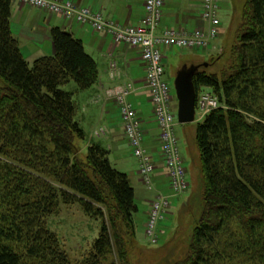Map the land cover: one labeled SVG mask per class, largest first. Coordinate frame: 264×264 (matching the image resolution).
<instances>
[{
    "label": "trees",
    "instance_id": "1",
    "mask_svg": "<svg viewBox=\"0 0 264 264\" xmlns=\"http://www.w3.org/2000/svg\"><path fill=\"white\" fill-rule=\"evenodd\" d=\"M12 5L0 0V264H131L136 191L109 151L80 148L75 93L64 89L93 88L98 65L60 28L55 54L29 64ZM235 35L222 71L194 78L222 107L197 124L202 212L174 264H264V0H245ZM77 204L101 229L73 261L49 218Z\"/></svg>",
    "mask_w": 264,
    "mask_h": 264
},
{
    "label": "crops",
    "instance_id": "2",
    "mask_svg": "<svg viewBox=\"0 0 264 264\" xmlns=\"http://www.w3.org/2000/svg\"><path fill=\"white\" fill-rule=\"evenodd\" d=\"M62 1H72L81 7H89L94 11L102 13L107 20L116 21L123 26H138L145 15V0ZM231 2L234 5L243 6L245 0H231ZM223 4L230 5L229 0L221 1L218 12V18L221 21L219 35L211 41L208 48L197 50L165 47L162 49L165 66L166 62L172 60H177L179 63L175 80L177 73L184 66L202 65L199 72L206 71L202 69L208 68L211 65L208 61L212 57L220 55L223 50L232 45L234 40L228 47H224L219 42L223 36L231 32L232 28V25L225 22L227 17L230 18L231 11L229 10V13H227L226 7ZM203 11L202 0H165L163 18L158 33H162L166 29H174L187 34H192L197 31L207 32L211 25L203 17ZM11 27L24 57L31 65L38 59L55 54V46L52 39V30L55 28L67 31L76 39L82 41L86 52L98 65L99 82L93 88L86 91H78L76 86L70 89L67 87L64 88L66 91L75 93V99L79 108L77 120L85 133V140L81 142V145L85 149L92 145H98L109 151V159L114 168L129 176L136 191L139 212L141 210V205L138 203L140 198V201L143 203V212L146 218L147 216L149 217L152 203L158 196H165L171 200L169 212L170 225L166 227L162 223L159 227L161 231L160 241L166 245L173 239L177 233L176 231L180 228L181 223L179 222V218L182 212H185L189 208L190 198L184 197V193L183 195H175L170 188L166 166L160 148V130L154 117L150 90L146 82V64L142 59L141 51L126 44L117 43L111 35L97 32L89 25L80 24L58 15L49 14L43 10L25 5L18 0H13ZM235 36L233 37L234 39ZM112 61L117 63L116 74H113L110 69ZM218 63L219 60L216 61V65ZM204 64H207V66L205 67ZM180 66L182 67L181 69H179ZM221 71L222 68L214 73H220ZM127 84H133L134 86V91L128 97V102L137 111L142 123L144 146L152 154L156 164V170L151 176L153 189H150L140 176L139 162L134 155L133 157L137 163L133 164L130 161L129 157H132L130 154L131 147L125 136L118 102L115 97L109 94V92H116ZM204 92L213 94L210 89L202 88L200 91H197V98ZM172 109L177 115L178 100L176 93L174 95ZM102 131L103 133H101ZM178 138L190 184V188L186 192L188 193L192 190L200 189V168L198 167L199 164H197V161L200 162V154L197 148L196 134L193 144L195 146L188 147L189 156L187 157L183 155L181 139L180 137ZM146 226L147 223H144L143 227H145V230L142 231L139 230L137 225L139 243L148 241L146 238ZM167 229L170 231L168 232Z\"/></svg>",
    "mask_w": 264,
    "mask_h": 264
},
{
    "label": "built area",
    "instance_id": "3",
    "mask_svg": "<svg viewBox=\"0 0 264 264\" xmlns=\"http://www.w3.org/2000/svg\"><path fill=\"white\" fill-rule=\"evenodd\" d=\"M19 2L43 10L52 15L61 16L70 21L89 25L97 32L111 35L115 42L126 44L141 51L146 64V82L150 90L154 117L160 130L159 142L165 162L169 185L175 195L185 193L189 188L187 170L176 133L177 115L172 109L174 88L166 80V66L162 49H206L219 35L221 21L218 18L222 0H202L203 17L210 22L207 32L197 31L192 34L166 29L158 33L165 0H145V15L138 26H123L116 21L107 20L102 13L89 7H81L72 1L62 0H18ZM110 69L116 74L117 63L111 62ZM134 91L133 84H127L119 90L109 92L118 102L125 136L139 162V174L145 184L153 189L151 176L156 170L152 154L144 146L142 123L136 109L128 102ZM219 98L207 92L201 93L197 100V116L204 119L212 111L221 108ZM103 133V131L101 132ZM171 208V200L158 196L152 203L146 226L147 237L152 243L159 241V224L166 219Z\"/></svg>",
    "mask_w": 264,
    "mask_h": 264
},
{
    "label": "rangeland",
    "instance_id": "4",
    "mask_svg": "<svg viewBox=\"0 0 264 264\" xmlns=\"http://www.w3.org/2000/svg\"><path fill=\"white\" fill-rule=\"evenodd\" d=\"M229 3L230 5L223 4V6L226 7L227 13H229V10L231 11L230 18L227 17L225 22L232 25L231 32L223 36L219 41L222 45H224V47L230 46L232 41L234 40L233 37L235 35V30L240 22L243 8V6L241 5H234L231 0H229ZM223 52L224 50L221 54H223ZM220 55L212 57L208 61V63L212 66L210 65L208 68H203L202 70L214 73L220 68H223V66L225 65L224 61H219V63L216 65V61L218 60V57ZM178 64L179 63L177 60L166 62L165 77L173 87ZM181 68L182 67L180 66L179 69ZM75 86L76 85L74 83H70L66 87L70 89L71 87L74 88ZM198 121H200V117L196 119V122L191 124L182 125L180 123H177V134L181 139L183 155L186 157L189 156L188 147L195 146L193 144ZM80 148L82 150H85L82 145ZM130 154L132 155V157H129L131 163H137L136 159L133 157L132 149ZM197 164H199L198 167L200 168L199 161H197ZM185 193L184 195H182L184 197L190 198V205L189 208L185 210V212H182V215L179 218L181 226L176 231L177 233L174 235L173 239L166 245H164L160 240L158 241V243H152L147 237L146 230V238L148 239V241L146 240V242H141L130 247L131 264H174L175 261L180 260L181 257L185 254V252L187 251V246L190 242L189 237L193 230L192 224L195 223V220L200 216V213L202 212V187H200V189L192 190L186 194ZM138 203L139 205H141V210L136 216V223L139 230L143 231L145 230L143 224L148 222V216L146 218V215L143 212V203L140 201V198L138 200ZM169 217V214H167L166 219L160 222L159 225L161 226V224L163 223V225L168 227L170 225ZM49 225L51 230L57 233L61 238L65 245L66 251L69 253L73 261H77L78 259L83 257L82 254L92 246L93 242L96 240V238H98L101 229L100 221L88 217L79 204L72 207L64 206L62 214L60 216H53L49 218ZM167 231L169 232L170 230L167 229Z\"/></svg>",
    "mask_w": 264,
    "mask_h": 264
},
{
    "label": "water",
    "instance_id": "5",
    "mask_svg": "<svg viewBox=\"0 0 264 264\" xmlns=\"http://www.w3.org/2000/svg\"><path fill=\"white\" fill-rule=\"evenodd\" d=\"M206 67L207 64H204ZM202 65L184 66L176 76L175 91L178 100V122L191 124L196 122L197 90L194 77Z\"/></svg>",
    "mask_w": 264,
    "mask_h": 264
}]
</instances>
